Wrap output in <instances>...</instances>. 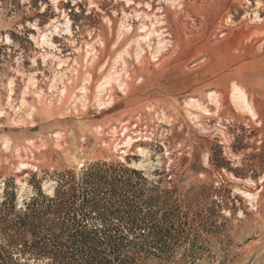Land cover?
<instances>
[{"label":"rangeland","instance_id":"obj_1","mask_svg":"<svg viewBox=\"0 0 264 264\" xmlns=\"http://www.w3.org/2000/svg\"><path fill=\"white\" fill-rule=\"evenodd\" d=\"M180 1L182 15L162 0H132L130 9L124 0H0V200L13 192L18 209L35 187L52 195L45 183L58 174L119 165L139 174L122 173V181L135 183L149 201L138 203L146 228L119 234L142 247L123 264H264V23L251 33L254 42L240 31L218 32L220 42L212 34L222 15L240 28L255 14L264 20V12L257 0ZM145 4L170 44L160 56L152 38H143L141 20L123 18ZM184 19L190 33L182 31ZM43 34L50 45L41 43ZM117 59L126 78L118 77L120 88L110 80L100 94ZM231 85L252 104L254 122L230 105ZM107 93L110 104L98 107L96 98ZM211 93L216 107L206 103ZM192 100L206 113L192 109ZM119 123L144 137L128 148L117 144ZM243 191L259 193L253 205Z\"/></svg>","mask_w":264,"mask_h":264},{"label":"trees","instance_id":"obj_2","mask_svg":"<svg viewBox=\"0 0 264 264\" xmlns=\"http://www.w3.org/2000/svg\"><path fill=\"white\" fill-rule=\"evenodd\" d=\"M122 173L139 176L105 163L58 174L47 182L56 184L52 195L35 187L18 209L8 191L0 200V264H123L142 247L119 234L146 228L138 203L149 201Z\"/></svg>","mask_w":264,"mask_h":264},{"label":"bare ground","instance_id":"obj_3","mask_svg":"<svg viewBox=\"0 0 264 264\" xmlns=\"http://www.w3.org/2000/svg\"><path fill=\"white\" fill-rule=\"evenodd\" d=\"M163 4H165L166 6H168L169 8H174L176 11V13H178L179 15H182V13H184L183 9L179 10V6H180V0H162ZM132 4V0H124L123 2V7L126 6L130 9V5ZM256 5L257 6H261L262 11L264 12V0H257L256 1ZM212 6V5H211ZM215 6V5H214ZM132 11L131 13H125L124 14V19H130L129 17H132L134 19H140L141 20V29L145 30V34L143 35V38L146 40L151 41L152 38V43L154 44V55L155 56H160L163 51L166 49V47L168 45H170L168 42H166L165 37H162L163 35V31H162V20L160 19V17L157 15V13L150 8L149 4H145L143 9H139V8H131ZM157 11H160V8H158ZM256 13V12H255ZM187 14V13H186ZM203 16V15H202ZM225 15H222L220 17H218V21L216 22V27L214 30V33H212L214 35L213 40H215L216 42H220L221 40L219 38H217L218 32H222L223 30H226L229 32V35L231 36H237V33L241 34V37L244 40H251V42H254V40L256 39L255 37L253 38V35H251V33H256L260 27L262 26V24L264 23V20L260 18V16H258V14H255L253 17H251L248 20L242 21L240 23V28L237 26H229L230 22H228L227 20H223ZM181 18V17H180ZM227 18V17H225ZM185 20V19H184ZM182 21V31L184 33L188 32V30L190 29L188 24V21ZM216 20V19H215ZM130 21V20H129ZM204 22V21H203ZM123 28H127V26H125V24L123 25ZM58 29V26L54 25L51 29H50V33L51 35L54 34ZM191 30V29H190ZM62 32H66L68 33L69 30V22L67 21V19L63 18V22H62ZM238 31V32H237ZM263 31V29L261 30ZM190 33V32H188ZM229 36V38L231 37ZM47 37V38H46ZM45 37V34H43L41 36V43H45L47 46L48 44L50 45V38L47 35ZM212 37V36H211ZM143 39V41H144ZM231 39V38H230ZM228 40V39H227ZM243 40V41H244ZM224 42V41H222ZM211 43V42H210ZM144 44V43H143ZM174 45V44H173ZM227 46V45H226ZM94 47V46H93ZM150 44L149 43H145V48H149ZM143 48V47H142ZM196 48V47H195ZM170 49V48H168ZM85 53L84 55H86V53H89L88 51H91L89 49H85ZM143 49H141L142 51ZM56 53V52H55ZM205 53V52H204ZM141 53L139 51L135 52V56H140ZM167 55V53H165V56ZM43 56V55H42ZM168 57V55H167ZM162 58V57H161ZM165 58V57H164ZM159 60V59H158ZM162 60V59H161ZM160 60V61H161ZM158 61V62H160ZM62 64H66V62H61ZM60 63L58 64L57 67H60ZM119 67V68H117ZM71 68L70 72H72L75 69V65H73L71 63V66L69 67L67 65V69ZM57 70V69H56ZM59 72L56 73V75H58ZM60 75V74H59ZM73 75V74H72ZM71 76V75H70ZM125 73H124V67L122 66V61H120V59H117V65L115 67H113L112 71L107 75V77L100 83L99 85V89H100V94L102 91L107 92V86L109 85L110 80H113L114 82H116V85L120 88V85L118 83V77H125ZM63 77V76H62ZM54 78V76H53ZM56 78V76H55ZM59 78V77H58ZM57 78V79H58ZM126 78V77H125ZM122 79V78H121ZM55 81V80H54ZM121 81V80H120ZM123 82V81H122ZM28 83L33 86L34 83L32 82V79H28ZM113 83V82H112ZM121 83V82H120ZM125 83V82H124ZM261 83V82H260ZM60 84V83H59ZM51 81L49 84V88H51ZM122 88V87H121ZM57 89V88H56ZM28 90V89H27ZM36 91V90H35ZM29 91L30 93H32L33 95H39L37 93V91ZM58 92V96H60L62 94V90L61 88L58 87L57 89ZM83 93V92H82ZM110 93V92H108ZM107 93V94H108ZM213 93V92H212ZM209 94V98L206 100V103L209 102V104H213L215 107L218 105L219 102V98L218 96ZM31 94V95H32ZM106 94V93H105ZM220 94V93H219ZM83 95V94H82ZM81 95V96H82ZM86 95V94H85ZM35 98V97H34ZM83 98V97H82ZM202 98V97H201ZM81 99V98H80ZM228 99L230 102V105L233 107V109L240 114L241 116H243L244 119H249V121L254 122V118L256 116L255 111L252 108V104L250 105V102H248L245 93L243 92V90L241 88H239L238 86L235 85H231V89H230V93L228 95ZM201 100V99H200ZM86 101V100H84ZM110 95L108 94V97L106 99H104V97L102 95H98V97L96 98V102H97V106L98 107H106L110 104ZM37 103V102H36ZM51 104V103H50ZM50 104L48 105V107L50 106ZM25 105V104H24ZM28 106V104H27ZM26 106V108H27ZM82 106L84 107V103H82ZM189 106L194 109L196 112H201V113H206V106H203L201 104V102H199L198 100H192L189 104ZM36 107L33 106L32 108ZM42 107V106H41ZM40 107V108H41ZM86 107V106H85ZM32 108L29 107L27 110H23L24 113L26 114V118L29 117L30 119V114L32 111ZM43 108L45 111H48L47 109V105L44 104ZM18 109L21 112L20 107H18ZM35 109V108H34ZM33 109V110H34ZM42 109V108H41ZM40 109V110H41ZM82 109V108H80ZM100 110V109H99ZM23 113V114H24ZM18 114V113H17ZM208 114V112H207ZM0 115H1V109H0ZM32 116V115H31ZM195 116V115H194ZM23 120V119H22ZM26 120V119H25ZM20 122V121H19ZM23 122V121H22ZM260 123V122H259ZM144 135L142 134H132L127 130V127L125 124L123 123H119L116 126V130L113 132V140L115 142H117V144L119 145H124L126 146V148H128L129 146H131L133 140L137 139V138H143ZM55 141L58 143L59 142V137L58 135L54 136ZM7 140H3L2 141V146H6L7 145ZM31 148H35L36 149V144L35 143H31L30 144ZM30 148V149H31ZM34 150V149H33ZM32 153V152H31ZM123 154V153H122ZM25 165L30 166L31 168H35L36 166L30 163H26V162H22L20 163V167H24ZM30 168V169H31ZM20 169V168H19ZM234 184V183H233ZM49 191H51L53 189L54 184L50 183L49 185ZM252 188V187H251ZM252 193H250L249 191H243L242 193L245 195V197H247L249 199V202L253 205V201L256 200V196L259 194L254 193L253 191H251ZM261 210V209H260ZM242 220V219H241ZM250 222V221H249ZM247 224V223H246Z\"/></svg>","mask_w":264,"mask_h":264},{"label":"water","instance_id":"obj_4","mask_svg":"<svg viewBox=\"0 0 264 264\" xmlns=\"http://www.w3.org/2000/svg\"><path fill=\"white\" fill-rule=\"evenodd\" d=\"M49 183H45V189H44V191L45 192H49ZM17 195H19V191L17 192Z\"/></svg>","mask_w":264,"mask_h":264}]
</instances>
